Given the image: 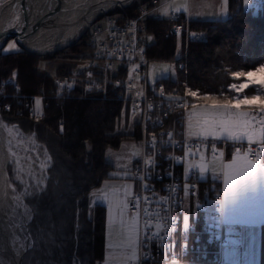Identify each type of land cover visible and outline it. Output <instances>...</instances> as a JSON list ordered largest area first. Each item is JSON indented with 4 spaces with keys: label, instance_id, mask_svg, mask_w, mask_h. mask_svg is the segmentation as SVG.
<instances>
[{
    "label": "trees",
    "instance_id": "1",
    "mask_svg": "<svg viewBox=\"0 0 264 264\" xmlns=\"http://www.w3.org/2000/svg\"><path fill=\"white\" fill-rule=\"evenodd\" d=\"M139 1L133 0L126 7L114 6L108 13L123 10L122 17H130L135 15ZM228 6L226 17L191 20L193 27L204 29L207 35L190 43L185 57H178L177 61L184 60V66L176 62V76L161 77L170 88L181 93L185 88L192 89L202 101L228 99L236 93L230 86L243 79L234 77L236 70L264 62V9L243 7L238 0H228ZM142 23L153 34V40L147 43L148 55L153 60L171 61L176 56L177 37L166 35L169 22L148 16ZM81 39L83 36L66 50L84 49L78 46L83 44ZM52 54L41 55L23 47L0 49V86L7 80L6 94L0 92V100L9 102L3 113L20 119L27 128H31L32 119L27 111L19 113V99L54 91L53 77L36 69L42 57ZM62 71L59 67L57 73ZM12 76L19 83L16 88L9 82ZM73 87L76 93L77 86ZM16 90L19 92L14 95ZM247 90L254 91V87ZM49 98L50 105L37 125V136L47 144L53 160L46 187L28 198L33 208L29 226L36 249L32 254L29 249L25 259L38 256L40 264H98L105 258L107 208L100 202L90 204L89 193L109 177L114 167L106 158L107 148L138 134L135 126L133 131L117 127L122 115L126 116V108L112 92L108 97L96 93ZM260 264H264V222Z\"/></svg>",
    "mask_w": 264,
    "mask_h": 264
},
{
    "label": "built area",
    "instance_id": "2",
    "mask_svg": "<svg viewBox=\"0 0 264 264\" xmlns=\"http://www.w3.org/2000/svg\"><path fill=\"white\" fill-rule=\"evenodd\" d=\"M253 1L260 3L259 0ZM162 4L161 0L141 4L140 16L151 11L150 14L157 18L165 17L171 21L174 31L187 29L189 22L185 24L181 20L178 9H164ZM96 12L92 15L94 19L104 16ZM104 19L106 21L96 26L94 31L98 44H95L93 53V57H96L97 50L101 49L112 59L104 71V91L113 82L111 90L123 96L118 84L122 77L121 69L126 68L128 74L133 66V75L127 80V90L124 84V95L131 98V110L138 115L133 126L135 123L141 126V156L125 172L130 185L127 210L138 227L137 254L132 261L135 264H228L221 251L226 238L224 169L203 168L201 171L199 160L213 156L225 161L237 149L247 153L249 160H258L262 155L261 149H264V141L257 139L249 144L247 140L233 141L227 137H187L182 127L185 118L183 96L180 98L169 94L161 78L150 81L148 77L146 47L136 37L139 17L127 22L113 15H107ZM84 31L86 28L82 26L73 41L81 36L84 38ZM188 34L189 40L203 37L198 31H189ZM133 49H139L142 54L135 63L134 60L130 61L132 58L128 55ZM89 67V72L96 74L94 66L89 64ZM91 78L96 79L89 80V84L94 85L100 76ZM61 80L54 82V91H49V94H37L42 101L41 109H37L35 104L29 107L37 117L43 116V105L49 104V97L66 92ZM70 88L74 87L71 85ZM253 112L256 117L254 127L258 129V121L264 114L259 110ZM184 216L189 217L187 230L183 227Z\"/></svg>",
    "mask_w": 264,
    "mask_h": 264
},
{
    "label": "rangeland",
    "instance_id": "3",
    "mask_svg": "<svg viewBox=\"0 0 264 264\" xmlns=\"http://www.w3.org/2000/svg\"><path fill=\"white\" fill-rule=\"evenodd\" d=\"M131 0L129 4L132 2ZM151 0H144L141 2L139 1L137 8H136V13L135 15L132 16H125L122 17L123 15V10H118V11H112L111 13L109 10L111 9L108 7V9H99V12H96L98 15L101 14L100 18L94 19L88 18L83 21L82 26L86 28V31H84L85 37L81 39L82 45H78L79 47H85L84 49H80L78 51H67L66 48L68 45L73 43L74 38L79 34L81 31V28L79 29L78 33L66 44L56 47L52 50H32L35 51L41 55L44 54H52L55 51L59 50L56 52L53 56L50 57H42L38 64L36 65V69L39 72H44L49 75H51L53 78V82L57 81L58 79H62L61 83L65 88H63L66 92L63 93L62 95H93L96 93H100L101 96L103 97H108L110 93L112 92L113 96H117L118 98L123 101V105L125 106V115L120 118L119 124L117 127L124 131L130 130L133 131L134 126L133 122H135L138 119V115L134 111L131 110V98L129 96L124 95V84H125V89L127 90V80L130 76L133 75V66L130 67L128 70L127 74V69L122 68L121 69V74L122 77L118 81V84H120L122 90H123V96H119L118 94H115L111 90V85L113 84L110 83L109 87L104 91V78H105V68L108 67V65L111 62V57L109 54H106L107 52H102L101 49L98 51V55L96 57H93L94 49H96V45L98 44L97 38L94 36V31L96 29V26L102 25L106 19H104L105 16L107 15H113L115 16L118 20L120 19L123 22H127L128 19L132 18V21H135L137 17L138 21V29L136 31V37L137 41L140 42L141 44H144V46L147 48V43L151 40H153V34L148 32L143 28V19H146V17H154L156 19H164L169 22V26L166 32V35H175L177 37V47H176V56L171 60H153L147 53L146 49V57L149 59L148 61V77L150 81L156 80V78H161L164 76H176L177 75V70H176V62H178V65L180 67L184 66V60L177 61L178 57H185V55L188 52V47L190 43L194 41H199L203 40L207 33L204 29L202 28H196L192 26L191 20L193 19L188 11L186 10H181L179 9V6H183L185 3V0H161L162 1V6L164 9H170V8H175L180 11L181 14V20L187 24L188 22V27L187 29L177 32L174 31L173 28V23L169 20H167L165 17L164 18H157L153 14H150L151 11L145 13L144 15L140 16V10L139 6L145 5V3L150 2ZM168 2V3H167ZM259 4L254 2L253 0H238V5H242L243 7H252L255 10L258 9H264V0H259ZM167 3V4H166ZM129 4L122 5L120 2L115 3L114 6L120 5L122 7H126ZM165 4L167 6H165ZM191 4L195 5L196 9H198L201 13L203 12H210L214 17H226L229 15V12L227 11V0H191ZM175 7H174V6ZM111 6V7H112ZM112 7V8H113ZM179 7V8H177ZM205 14V13H204ZM81 26V27H82ZM83 29V28H82ZM192 31H198L200 34L203 35L202 38L196 39V40H189L188 38V32ZM86 32V34H85ZM92 36V39L90 40V37ZM90 41H93L94 44H92ZM22 47L16 40L15 36L9 37L4 44V46L0 49L4 51L8 50H16L18 48ZM78 52V53H77ZM132 59L130 61L134 60L133 62L137 61V57H140L142 54H140L139 49H133L130 51V54H128ZM96 63V64H95ZM133 63V64H134ZM89 64L91 66H94L96 70V74H93L89 72L91 68L89 67ZM95 64V65H94ZM62 66V67H61ZM63 69L62 72L57 73V70ZM264 67V62L261 63L260 65L256 67H252L249 69H243L240 68L236 70L235 73L238 72H244L247 73L249 71L254 72L255 76L253 79L256 80H264V72H257V68ZM93 68V69H94ZM99 75L100 78L99 80L94 84L90 85L89 80L95 81V78H91V76H96ZM10 83L16 88V84H19L16 80L15 77H11L9 79ZM164 84H166L165 88L167 91H169V94L172 96L176 97H182L183 96V106L185 111V118L184 123L182 124L184 133L185 128L189 129H196V130H203L207 131L213 124V122H219L220 119L218 116L223 115V108L219 105L218 103H225L227 101H232L235 103L236 100L238 99H243L245 96H248L249 98L253 95L259 96L261 99L260 101H257L256 105H241L239 111L237 112H246L249 113V116H254V110H259V105L261 101H264V85L261 86H250L254 87V91L249 92L247 89H244L240 92H237L234 94L233 97L228 98V99H209V100H200L198 93L192 89L185 88V91L183 93L177 92L174 89L170 88L166 82L165 79H160ZM6 81L5 84L2 82V86H0V92L4 95L6 94L5 90L7 89L6 86ZM114 81V80H113ZM241 83H250V80L245 76L243 79L240 81H236L233 84L239 85ZM232 84V85H233ZM67 85L68 88H67ZM77 86V92L74 93V90L70 88V86ZM18 88V87H17ZM71 89V91H70ZM19 91L16 90L14 95L18 93ZM82 92V94H81ZM192 93H196L195 96L192 95ZM61 96V95H60ZM26 99H19L20 103L22 104L21 108H19V113L22 114L23 112L27 111L29 113V118L30 122H32L31 128H27V126H24V123L21 122V120H16L14 117H11V115L5 116V113H3V108L9 107V102L7 101L8 105H5V101L1 103L0 100V120L3 123L5 127V143L7 147V162H6V169H7V175H8V181L9 185L11 187L10 190V195L8 198V201L6 203L5 207V218H7V221L4 219H1L0 217V227H3L7 229V227L10 229V241L13 245V247L21 252V248H25V252L22 256L21 259V264H40V259L38 256H34L31 259V256H28L27 259H25L26 252L30 249L31 254L33 253V250L36 249V245L34 244V239L32 237L31 231H30V219L32 218L33 214V208L28 202V198L35 195L36 193L41 192L47 184V179L50 175L49 173V167L52 163V155L50 153V150L47 146V144L40 139L37 136V125L40 123V120L44 117L45 111L47 109V106L50 105V102L48 105H43V116L37 117L36 112L30 111V106L36 105V101H40L39 97L37 94H32L26 96ZM41 102L39 108L41 109ZM216 103L217 107H213V103ZM222 108V109H221ZM235 108H230L232 110V113H236ZM235 116V115H234ZM187 117V118H186ZM256 121V120H255ZM255 121H253V125L255 124ZM227 124V123H226ZM130 125V126H129ZM232 125L233 122H232ZM130 127V128H129ZM135 130H136V135L138 134V137L130 138V139H124L120 142L119 146L117 147H109V151H113L112 153L114 154L113 157H119V160L122 161L124 160V156L126 157H131L133 155L137 156L133 160L132 165L124 170L125 172L129 171L132 166L139 160L141 153H142V146H141V141H140V136H141V126L138 123H135ZM218 129V128H217ZM187 136V135H186ZM189 138H205V137H200V136H187ZM222 138V137H220ZM245 140V139H244ZM121 145V147H120ZM120 147V148H119ZM119 148V149H118ZM107 151V150H106ZM111 152H109L108 157L113 158L112 155H110ZM213 157V156H212ZM107 158V156H106ZM206 159L210 157H205ZM204 158V159H205ZM202 158L199 160V166ZM255 161V160H254ZM225 163V162H224ZM202 164H206V162H203ZM213 165H215L212 162ZM212 164L210 163L205 165L204 167L201 168H206L212 170ZM114 168V167H113ZM112 168V169H113ZM220 169H222V164ZM214 170V169H213ZM215 175V174H214ZM106 180V179H105ZM128 181V180H127ZM103 183V182H102ZM102 183L94 188L90 193H89V198H90V204L93 203V200L91 198V195L94 190L99 188ZM102 203V202H100ZM104 204V203H103ZM127 204V202H126ZM106 206V204H104ZM107 208V207H106ZM135 220V219H134ZM126 234L123 237L124 238H129V235L133 232V225L131 222L128 220L126 222ZM127 235V236H126ZM227 235V232H226ZM128 240V239H127ZM227 242V238L223 241L221 251L224 256V246ZM4 244V237L0 235V247H2ZM1 252V251H0ZM5 261L6 264H11L12 259L9 258L7 255L4 253H0ZM225 258V256H224ZM226 259V258H225ZM227 260V259H226ZM227 262H229L227 260ZM230 264V263H228Z\"/></svg>",
    "mask_w": 264,
    "mask_h": 264
},
{
    "label": "crops",
    "instance_id": "4",
    "mask_svg": "<svg viewBox=\"0 0 264 264\" xmlns=\"http://www.w3.org/2000/svg\"><path fill=\"white\" fill-rule=\"evenodd\" d=\"M166 4L165 6H167ZM179 7L177 8L188 11L192 18H214L209 14L210 12L201 13L194 4H191V0H185L184 5ZM227 11L229 12L228 0ZM219 105L221 106L223 103H218ZM234 110L235 114L238 113L237 110L239 111V109ZM232 112L230 108H223V115L218 116V118L224 120L227 126L233 130L238 131L235 114ZM229 113L232 114L231 117H229ZM185 132L190 137H212L202 134L205 132L203 130L185 128ZM220 137L226 136L222 134L212 138ZM257 139L261 140L260 138ZM245 140L247 139L245 138ZM109 152H111L112 157L114 154L112 150L107 149V159L114 168L110 171L109 177L91 195L93 202H102L107 207L105 258L98 264H135L132 259L137 254L138 227L127 208H123V204L127 202L130 189L124 170L132 165L138 153L131 157L124 156V160L120 161L119 157L109 158ZM236 154L237 151L231 153L225 161L221 157L202 158L200 165L204 167L213 162L215 165L212 164V169L219 170L222 164L224 173H235L237 170L247 167L244 159H234ZM239 156L244 157L245 152L239 151ZM247 160L258 165L253 170V181L237 186L232 194L226 192L224 186V216L227 232L224 256L230 264H260L261 226L264 222V151H262L260 159L254 161L247 158ZM203 162L206 164H202ZM228 165H232V167L228 168ZM104 196H107V200L103 199ZM128 220L133 225V232L129 238H124L123 233L124 235L127 233L126 222Z\"/></svg>",
    "mask_w": 264,
    "mask_h": 264
},
{
    "label": "bare ground",
    "instance_id": "5",
    "mask_svg": "<svg viewBox=\"0 0 264 264\" xmlns=\"http://www.w3.org/2000/svg\"><path fill=\"white\" fill-rule=\"evenodd\" d=\"M16 2V7H22L25 0H0V28L4 22L8 7ZM130 0H30L28 13L22 14L14 23L19 28L28 19L30 22L37 21L41 17L43 21L35 27H30L21 41L36 50H52L68 43L79 31L83 21L100 8L110 7L118 2ZM93 6L85 14L84 7ZM91 11V12H90ZM43 15V16H42ZM39 21V20H38ZM5 127L0 120V217L5 218V207L8 201L11 187L8 181L6 162L7 147L5 143ZM10 229L0 227V235L4 237V244L0 251L11 258V264H18L20 251H17L10 241ZM0 252V253H1ZM0 264H6L0 254Z\"/></svg>",
    "mask_w": 264,
    "mask_h": 264
},
{
    "label": "snow or ice",
    "instance_id": "6",
    "mask_svg": "<svg viewBox=\"0 0 264 264\" xmlns=\"http://www.w3.org/2000/svg\"><path fill=\"white\" fill-rule=\"evenodd\" d=\"M257 72H264V67L257 68ZM234 77L240 78V77H247L250 80V83H241L239 85L233 84L230 87L237 92H240L244 89H248L250 86H261L264 85V80H256L253 79L255 76L254 72H238L233 74ZM255 90V89H254ZM193 96L196 95V93H192ZM260 97L253 95L250 98L248 96H245L243 99H238L233 103L232 101H227L221 107L224 109L228 108H235L240 109L241 105H256L257 101H260ZM37 108H39L40 101H36ZM213 107H217L216 103H213ZM259 111L260 113L264 114V101H261L259 105ZM232 114L229 113V117H231ZM256 120L255 116H249V113L246 112H239L235 114V123L236 126L239 128V130H233V128L227 126L226 122L224 120H220L219 122H213L212 126L204 133V135L212 136V137H219L222 134L225 135L227 138L233 140V141H242L245 138L247 139L249 144H253L256 142L257 138H260L262 141H264V115L261 116L258 123L260 127L256 129L253 125V121ZM217 128L219 130H217ZM213 151H215V148H213ZM261 151H264V149H261ZM234 159H244L247 163V167L237 170L235 173H224V186L226 192H230L231 194L235 191L237 186L252 182L254 179V172L253 170L258 167L257 164L253 163L252 161L247 160V153H245L244 157L239 156V149H237V154ZM228 168H231L232 165H228ZM201 171H203V168H201ZM104 200H107V196L103 197ZM138 203V201H137ZM128 207L127 204H123V208L126 209ZM223 211V208H221ZM183 227L185 230L189 227V217L184 216L183 217Z\"/></svg>",
    "mask_w": 264,
    "mask_h": 264
},
{
    "label": "water",
    "instance_id": "7",
    "mask_svg": "<svg viewBox=\"0 0 264 264\" xmlns=\"http://www.w3.org/2000/svg\"><path fill=\"white\" fill-rule=\"evenodd\" d=\"M131 1V0H130ZM129 1V2H130ZM129 2H120L122 5H126L129 4ZM29 5H30V0H25L24 4L22 7H16V2L14 1L9 7H8V11H7V16L4 20V22L2 23V26L0 28V48H2L4 46V44L6 43L7 39L9 37L15 36L17 42L25 49L28 50H35V48H32L30 46H28L27 44L23 43L21 41V38L26 35L24 34L28 29H30V27H35L36 25H38L39 23H41L43 21L44 17H41L40 19H38L37 21L34 22H30L28 19L26 20V22L23 23L22 26H20L19 28L14 27V23L15 21L23 14L28 13L27 11L29 10ZM112 6V5H111ZM110 6V7H111ZM93 8V6H86L84 7L85 9V14L87 13V11L91 10ZM100 9H108V7L106 8H100ZM99 9H97L96 11H98ZM92 11V12H91ZM90 12L93 14L94 10H91ZM43 16V15H42ZM24 35V36H23ZM25 252V248L22 247L21 248V253H20V259H19V263L21 264V259L22 256Z\"/></svg>",
    "mask_w": 264,
    "mask_h": 264
}]
</instances>
